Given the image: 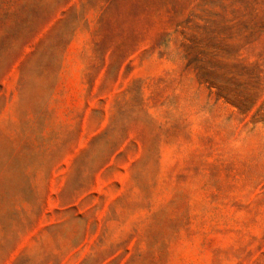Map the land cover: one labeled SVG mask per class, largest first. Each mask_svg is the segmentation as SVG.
<instances>
[{"label":"rangeland","instance_id":"rangeland-1","mask_svg":"<svg viewBox=\"0 0 264 264\" xmlns=\"http://www.w3.org/2000/svg\"><path fill=\"white\" fill-rule=\"evenodd\" d=\"M0 264H264V0H0Z\"/></svg>","mask_w":264,"mask_h":264}]
</instances>
